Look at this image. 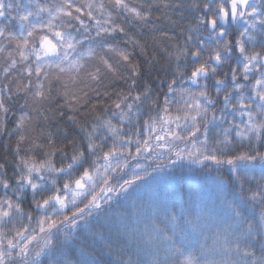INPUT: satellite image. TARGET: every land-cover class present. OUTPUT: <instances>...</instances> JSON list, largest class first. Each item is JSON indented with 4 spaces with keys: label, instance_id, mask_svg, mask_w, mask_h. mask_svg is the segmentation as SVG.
<instances>
[{
    "label": "snow or ice",
    "instance_id": "1",
    "mask_svg": "<svg viewBox=\"0 0 264 264\" xmlns=\"http://www.w3.org/2000/svg\"><path fill=\"white\" fill-rule=\"evenodd\" d=\"M0 264H264V0H0Z\"/></svg>",
    "mask_w": 264,
    "mask_h": 264
}]
</instances>
